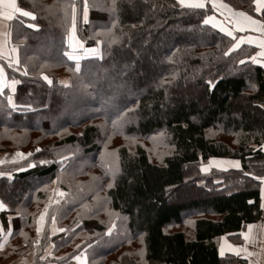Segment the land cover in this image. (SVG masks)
I'll use <instances>...</instances> for the list:
<instances>
[{"label": "trees", "instance_id": "obj_1", "mask_svg": "<svg viewBox=\"0 0 264 264\" xmlns=\"http://www.w3.org/2000/svg\"><path fill=\"white\" fill-rule=\"evenodd\" d=\"M222 1L264 20L252 0ZM72 4L76 39L84 48L102 41L103 59L80 52L79 73L64 55L71 50ZM88 4L85 18L83 0H17L36 19L17 13L9 24L19 63L2 67L18 83L11 94L16 107L8 90L0 91V152L31 155L0 166L11 173L0 176V200L7 207L3 226L11 222L12 229L0 258L32 250L33 264H78L73 257L81 252L87 264H247L220 256L218 247L222 235L262 215L255 177L264 176V65L247 59L257 48L243 43L224 56L240 32L233 39L202 24L205 16H221L208 3L191 9L177 0H115V12L112 0ZM107 29L110 35H100ZM61 75L69 86L59 83ZM126 108L131 111L114 127ZM126 140L136 142L130 147ZM147 142L166 149L161 161L151 159ZM113 150L114 176L101 166ZM60 156L68 157L63 167ZM215 157L238 159L241 167L202 172L201 164ZM53 188L64 193L58 204L49 200ZM53 214L64 232H52Z\"/></svg>", "mask_w": 264, "mask_h": 264}, {"label": "snow or ice", "instance_id": "obj_2", "mask_svg": "<svg viewBox=\"0 0 264 264\" xmlns=\"http://www.w3.org/2000/svg\"><path fill=\"white\" fill-rule=\"evenodd\" d=\"M177 2L182 7H187V8H191V9H202L205 7V0H177ZM207 2L211 3L213 8L220 7V8L228 9V11L230 13V17H231L229 19V23H231L234 26V28L239 29V31L243 32L245 30V28H249V29L255 30L256 32L264 33V20H257L253 16L249 15L247 12H244V11H234L231 8H229V6L227 4H224V3L218 4L217 0H207ZM252 3L255 5L254 10L256 12H264V0H252ZM70 7H71V13H72V27L68 29V38L66 39V43L68 44V46L71 50L65 51L64 55L67 57L68 60L74 61L76 63V67L73 71L79 73L82 71V68L80 65V61L82 59V56L80 55V52L82 51L84 56L98 57L100 59H103V53L101 52V50L99 48V45L102 43V41L97 40V42H96L97 47H92V48H84L83 47V45L80 43V41L76 39L75 32H74L75 24H76L77 5L72 4ZM88 7H89L88 0H83V10H84L85 18H87ZM115 10H116L115 9V0H112V7L110 8V11L115 12ZM17 13H19L22 17L29 18L33 21L36 19V14L33 11L25 10L24 8L19 7L17 5V0H0V18H2V19H0V24H2V26L4 28V31L0 32V35H3L6 39L10 35V32L8 31L10 26L7 23H4V21L13 20L14 14H17ZM201 23L202 24H210V25H212L213 28H218L220 32L225 33L226 35H228L230 37H233L232 29L223 26V22H218L215 19V17H213V16H205L204 20ZM112 24L115 25L116 21L113 20ZM26 26L28 28H31V29H38L39 28V25H37L35 23H27ZM110 34H111V29H107V31L100 33V35H103V36H108ZM233 39H235V37H233ZM245 41H247L248 44H257V46L261 49V51L256 53V55H254L252 57H248L247 59H251L254 64H264V59H258V57L264 58V37L240 36L239 39H235V42L231 44V46L227 49V51H225L223 53V55L228 56L235 49H238L240 47V45L242 43H244ZM113 42H114V38H113V40L108 41L109 44H111ZM0 50H2V49H0ZM16 51H17L16 48L11 49L12 53H16ZM169 59H171V58H169ZM15 62L19 63L18 60H16ZM12 63H13V61L10 60L9 61V67L12 66ZM237 63L244 64L245 60H240ZM17 70H19V69H17ZM24 74L27 75V72L25 71ZM41 75H42L43 79L48 82L49 85L53 84V81L51 79H49V77L47 75H44L43 72L41 73ZM217 79H219V77H217ZM5 81H6V75H5L4 69L2 67H0V91L3 90V88L5 86ZM16 83H18V81L12 80V81L7 83V87L9 89L14 90V85ZM59 83L63 84L65 87L69 86L68 82H66V81H59ZM162 83H170V81H162ZM207 84L209 86V89L211 90L212 87L214 86V81L208 80ZM251 87L255 88V85L252 84ZM8 103L12 107H16V105L13 103V99H12L11 95L8 97ZM260 107L264 108V105H260ZM129 111H131V109L126 108L124 110V112H121L120 117H118L116 120H113V126L114 127L117 126V124L120 122L121 118H123L125 116V113H127ZM157 135L162 136L163 133H159ZM36 151H41V149L37 148ZM14 155H15V157L23 158L25 156H30L31 153L16 152ZM109 156L111 157V159L102 160L101 166L104 167L107 171H109L114 176L115 173L117 171H119V167H118L119 157L115 156L114 150L112 153H109ZM67 159H68V157L60 156L61 167H63V165L67 161ZM214 159L215 158H210L209 164H212L214 162ZM2 162L3 161H0V163H2ZM48 162L49 161H46V160L39 161L40 164H45ZM215 163H216L217 167H221V166L227 164V165H231L235 168H240V162L235 161V160H216ZM27 166L28 167H34L35 164L34 163H28ZM19 170L20 169H17V171H19ZM201 170L205 171L207 169L205 168V166L202 165ZM4 175H8L9 179H11V173L0 172V176H4ZM247 175L251 176L252 173H247ZM255 179L259 180L261 182V189H260L261 198H262L261 207L264 208V176H256ZM53 183L55 184L56 181H53ZM111 186H112L111 183H109L108 187H111ZM57 194L60 197L64 196V193L60 192L58 190H57ZM50 203L58 204L59 201L58 200L50 201ZM48 207L49 206L46 204L45 209L40 212V215L37 218L36 232L38 235L41 232L42 222H43L45 216L48 214ZM4 208H6V205L4 204L3 201H0V210H3ZM105 210L109 211L107 209H105ZM109 214L111 215L112 213L109 211ZM55 219H56L55 214H53L52 215L53 224H55ZM115 227H116V223H115V220H113L111 222V226H109L106 229V234L110 235ZM254 227H256V226L253 224H249V225H247L248 232L247 233H244V232L241 233V235L244 237L246 242H249L250 240L253 239L252 230ZM11 231H12V229L9 228L8 229L9 234H11ZM55 231L64 232L65 229L56 228ZM5 239H6V237L3 236L2 229H0V249L3 248ZM221 239H223V237ZM142 241H143V234H141V242ZM36 242L38 243V240ZM77 247H79V245H77ZM228 249L231 251H236L237 254H239L242 251L249 257H251L253 255H257V253L249 252L246 247L236 248V247H233L232 245H229ZM224 251H225L224 245H221V247H220V255L221 256L224 255ZM138 252H139L141 258L143 259L144 249L141 248L138 250ZM48 254L50 255L51 253L49 252ZM40 259L43 260L44 257H40ZM73 259L78 261V264H87V256H86L85 252H81L80 255L74 256ZM250 264H251V262H250Z\"/></svg>", "mask_w": 264, "mask_h": 264}, {"label": "crops", "instance_id": "obj_3", "mask_svg": "<svg viewBox=\"0 0 264 264\" xmlns=\"http://www.w3.org/2000/svg\"><path fill=\"white\" fill-rule=\"evenodd\" d=\"M206 3L207 2H205V5H206ZM256 13H260V12H256ZM15 16H16V14H14V17ZM213 17H215V16H213ZM230 18L231 17H229L228 19H230ZM254 18L259 20L256 17H254ZM0 19H2V18H0ZM215 19L218 22H222L221 21V16H220V18L219 17H215ZM4 23H7L9 25L10 21H4ZM225 24H227V23L223 22V26ZM227 26H228V28L232 29L233 35H234L235 32H240L239 37L237 39H239L240 36L264 37V33H259V32H256L255 30L249 29V28H245V30L243 32H241V31H239V29L234 28V26L231 23H229V20H228ZM234 29L236 31H234ZM3 31H4V28H3L2 24H0V32H3ZM8 31L10 32V29H8ZM244 43H247V41H245ZM252 45L257 48L258 52L261 51V49L257 46V44H252ZM13 48L14 47L12 46V44L10 42V35L7 37V39L3 35H0V49H2V50H0V67H2V63H6L9 66V61L10 60L13 61L12 66L17 64L15 61L18 60V54H17V52L16 53H12L11 52V49H13ZM259 58L260 59H264V58H261V57H259ZM10 81H12V80H10V79H8L6 77L4 88H6L8 90L9 96L14 92L15 86H16V84H15L14 85V90L9 89L7 87V83L10 82ZM262 148L264 150V145H262ZM9 152H12V154H15L16 152H21V151H15V152L14 151H9ZM7 153L8 152H0V161L4 160L2 163H0V166L2 164H4V163L17 161V160H20V159H23V158L26 157L25 156L23 158L13 159L12 161L8 160V158L6 160L5 157H7V155H6ZM22 153H27V152H22ZM214 160H235V161H239L238 159H234V158H218V157H215ZM211 167L212 168H217L219 170L239 169V168H235V167H233L231 165H227V164H225V165H223L221 167H217L216 163H214V164H210V166H207L206 167L207 170L202 171V172H208ZM240 167H241V164H240ZM260 189H261V186H260ZM261 203H262V198H261V191H260V206H261ZM6 210H7V207L4 208L3 210H0V229H2L3 236L6 237V239L4 241V246L7 243L9 235H10L9 232H8V229L11 228V222H8V224L6 222L7 227L5 228L3 226V222H2V219H1V213L6 211ZM261 210H262V215H261V217H260V219L258 221L246 224L244 226V228L242 230L238 231L237 233H232V234H229V235L225 234V235H222L220 237V242H219V247H218L219 255H220V247H221V245H224V248H225L224 255L233 254L235 256H238L240 258L245 259L247 264H250V262H251V264H264V208L261 207ZM12 216H13L12 214H9L7 216V220H8V218H11ZM249 224H253L256 227H254L253 230H252L253 239L250 240L249 242H246L244 237L241 235V233L242 232H244V233L248 232L247 225H249ZM56 228H57L56 225L53 224V222H52V232H57V231H55ZM222 237H223V239H221ZM229 245H232L233 247H236V248H244V247H246L249 252L257 253V255H253V256L249 257L242 251L239 254H237L236 251H231V250L228 249ZM31 256H32V254H28V256H24V257H17V256L12 257L11 256L10 258L5 259V260L4 259L2 260L0 258V264H30V260L32 259Z\"/></svg>", "mask_w": 264, "mask_h": 264}, {"label": "rangeland", "instance_id": "obj_4", "mask_svg": "<svg viewBox=\"0 0 264 264\" xmlns=\"http://www.w3.org/2000/svg\"><path fill=\"white\" fill-rule=\"evenodd\" d=\"M205 2H207V0H205ZM208 3V2H207ZM217 3L219 4V3H224L222 0H217ZM209 4V6L215 11L214 13H216V14H221V21L222 22H224V23H227L228 24V18L230 17V13H229V11H228V9H225V8H220V7H216V8H213L212 7V4L211 3H208ZM225 4V3H224ZM230 8V7H229ZM232 9V8H231ZM232 10H234V11H238V10H235V9H232ZM227 24H225L224 26L225 27H227L228 28V26H227ZM234 31H236L235 29H234ZM82 54V53H81ZM150 62H152V63H154L155 64V61L154 60H152V59H150ZM262 65H264V64H262ZM15 66V65H14ZM14 66H11L10 68H12V67H14ZM59 81H68V77L66 76V75H61L60 77H59ZM135 142H136V140H126L125 141V143L127 144V145H129L130 147L131 146H133L134 144H135ZM152 144H154V141L153 142H151ZM147 145L148 146H150V148H149V150H148V153L150 154V157H151V159L154 161V162H157V161H161V159H162V157L160 156L161 154H163V152H165V148H160V149H158V148H155V146L154 147H152V145L149 143V142H147ZM14 152L15 151H18V150H13ZM6 152H8L6 155H7V157H5V159L7 160V158H8V160H13V159H18L19 157H15V155L14 154H12V152H9V151H6ZM22 153V152H21ZM103 157L104 158H106V159H108V154H104L103 155ZM4 161V160H3ZM215 161L216 160H214V162L212 163V164H214L215 163ZM205 166V168L207 167V166H210V164H209V159L207 160V161H205V163H202L201 164V166ZM52 190H54L53 191V193H52V195L50 196V198H49V200H58V198L60 197V196H58V194H57V190L58 191H60V192H62L61 190H59V189H52ZM185 193H186V191H184L183 189H182V192H180L179 193V197L180 198H182V197H184L185 198V196H182V195H185ZM44 209H42L41 211H43ZM40 211V212H41ZM39 215H40V213H39ZM39 215H38V217H39ZM43 223H44V220H43V222H42V226H43ZM36 226H37V221H36ZM36 226H35V233L37 234V232H36ZM42 229V228H41ZM40 234V233H39ZM38 235V234H37ZM30 252H32L33 253V251L32 250H30L29 252H27V254H26V256H28V254H30ZM12 257H14V256H12ZM22 257H24V256H22ZM32 257V256H31ZM10 258V257H9ZM30 258V257H29ZM3 260V259H2ZM32 260V259H31ZM31 260H30V264H33L32 262H31Z\"/></svg>", "mask_w": 264, "mask_h": 264}]
</instances>
